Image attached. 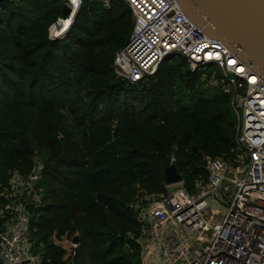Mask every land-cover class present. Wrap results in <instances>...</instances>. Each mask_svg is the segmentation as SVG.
<instances>
[{"label": "trees", "instance_id": "trees-1", "mask_svg": "<svg viewBox=\"0 0 264 264\" xmlns=\"http://www.w3.org/2000/svg\"><path fill=\"white\" fill-rule=\"evenodd\" d=\"M65 1L0 0V188L32 158L42 165L26 204L41 264H141L138 210L165 192L169 156L191 192L205 156L234 154L230 96L209 83L212 65L191 71L178 54L138 82L118 75L123 0H82L56 27L74 15L68 32L48 38Z\"/></svg>", "mask_w": 264, "mask_h": 264}, {"label": "built area", "instance_id": "built-area-1", "mask_svg": "<svg viewBox=\"0 0 264 264\" xmlns=\"http://www.w3.org/2000/svg\"><path fill=\"white\" fill-rule=\"evenodd\" d=\"M81 1H65L68 17ZM98 1L106 5L108 0ZM123 1L131 11V29L114 53L112 66L119 75L138 82L172 54L185 58L191 71L212 65L218 77L212 70L208 81L229 93L236 121L234 154L205 156L207 177L196 181L193 191L180 181L139 207L141 264H264V77L202 32L177 0ZM73 17L65 29L55 31L66 18L56 17L47 28L48 38L63 37ZM173 162L170 155L169 164ZM231 164L239 165L227 177ZM41 168L32 158L25 177L13 171L0 188V264H41L26 205L38 202ZM228 185L231 194L224 196Z\"/></svg>", "mask_w": 264, "mask_h": 264}, {"label": "water", "instance_id": "water-1", "mask_svg": "<svg viewBox=\"0 0 264 264\" xmlns=\"http://www.w3.org/2000/svg\"><path fill=\"white\" fill-rule=\"evenodd\" d=\"M184 15L206 35L220 40L264 77V0H177ZM69 12L63 4L60 16ZM181 181L173 163L163 169V184ZM78 243L77 235L71 239Z\"/></svg>", "mask_w": 264, "mask_h": 264}, {"label": "rangeland", "instance_id": "rangeland-1", "mask_svg": "<svg viewBox=\"0 0 264 264\" xmlns=\"http://www.w3.org/2000/svg\"><path fill=\"white\" fill-rule=\"evenodd\" d=\"M81 4H82V1L80 3V6H81ZM55 31H57V29ZM114 71L119 75V73L115 69H114ZM237 165H239V164H231V165H229V167L227 168V170L225 172V175L227 177H231L233 175V169L237 168L236 167ZM231 191H232V188L229 185L226 186V188L224 189V196H229L231 194ZM219 210H221V208H219ZM62 244L69 250L71 248V246H72L71 245V239L70 240H68V239L63 240Z\"/></svg>", "mask_w": 264, "mask_h": 264}, {"label": "bare ground", "instance_id": "bare-ground-1", "mask_svg": "<svg viewBox=\"0 0 264 264\" xmlns=\"http://www.w3.org/2000/svg\"><path fill=\"white\" fill-rule=\"evenodd\" d=\"M73 3H75V4H74V7H77V3L74 2V1H73ZM77 10H78V9H77ZM67 17H68V15L66 16V18H67ZM66 18H64V19H66ZM68 30H69V29H66V30H65V34L68 32Z\"/></svg>", "mask_w": 264, "mask_h": 264}]
</instances>
